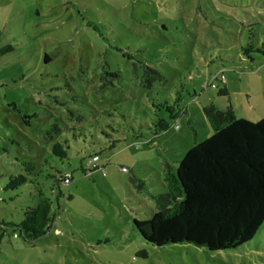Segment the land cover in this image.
<instances>
[{
	"label": "rangeland",
	"instance_id": "1",
	"mask_svg": "<svg viewBox=\"0 0 264 264\" xmlns=\"http://www.w3.org/2000/svg\"><path fill=\"white\" fill-rule=\"evenodd\" d=\"M9 45L0 220L19 224L36 205L30 183L5 190L18 174L41 184L56 220L33 243L0 230V264H264V223L250 242L217 252L154 247L133 225L156 211L166 171L213 135L205 107L264 117V0H0V48ZM147 68L162 78L149 81ZM220 73L225 85L214 83L228 96L210 85ZM160 120L170 128L156 137ZM65 141L67 159L53 157ZM58 173L72 175L68 187Z\"/></svg>",
	"mask_w": 264,
	"mask_h": 264
},
{
	"label": "trees",
	"instance_id": "2",
	"mask_svg": "<svg viewBox=\"0 0 264 264\" xmlns=\"http://www.w3.org/2000/svg\"><path fill=\"white\" fill-rule=\"evenodd\" d=\"M13 50L9 45L2 48L0 54ZM45 60L49 61L48 58ZM145 76L149 81L162 78L151 68H147ZM218 84V94L228 96V89L219 88ZM167 109L172 110L171 107ZM204 114L213 135L195 142L178 166L166 171V191L152 197L156 211L151 217L133 220L140 237L154 247L192 244L210 252L235 250L250 242L264 223V117L254 123L237 118L231 105L221 110L212 104L204 108ZM169 128L167 121L160 120L155 136ZM68 149L67 141L56 142L51 155L65 160ZM24 166L29 174L35 169L31 163ZM66 174L58 173L52 177L63 183ZM7 180L6 191L28 183L33 185L37 201L34 207L23 211L24 218L19 224L0 220V230H17L15 237L33 243L47 235L55 224L53 201L41 184L32 182L28 176L7 175ZM142 255L146 254L143 252Z\"/></svg>",
	"mask_w": 264,
	"mask_h": 264
},
{
	"label": "built area",
	"instance_id": "3",
	"mask_svg": "<svg viewBox=\"0 0 264 264\" xmlns=\"http://www.w3.org/2000/svg\"><path fill=\"white\" fill-rule=\"evenodd\" d=\"M214 81H217V83L220 82L225 83V76L223 74H219L213 78V81H211L210 85L212 86V88H217V85L214 83ZM98 161H99V156L92 157V159L89 161V166L96 168L98 166L97 165ZM62 180H63V184L68 186L71 183L70 174H66Z\"/></svg>",
	"mask_w": 264,
	"mask_h": 264
},
{
	"label": "crops",
	"instance_id": "4",
	"mask_svg": "<svg viewBox=\"0 0 264 264\" xmlns=\"http://www.w3.org/2000/svg\"><path fill=\"white\" fill-rule=\"evenodd\" d=\"M2 48H4V47H1V48H0V50H1ZM0 56H4V55H1V54H0ZM19 115H21V113H20V112H19Z\"/></svg>",
	"mask_w": 264,
	"mask_h": 264
}]
</instances>
